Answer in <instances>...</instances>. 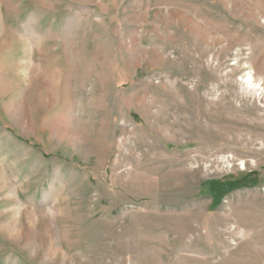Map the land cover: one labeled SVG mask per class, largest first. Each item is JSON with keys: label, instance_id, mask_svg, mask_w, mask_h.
<instances>
[{"label": "rangeland", "instance_id": "rangeland-1", "mask_svg": "<svg viewBox=\"0 0 264 264\" xmlns=\"http://www.w3.org/2000/svg\"><path fill=\"white\" fill-rule=\"evenodd\" d=\"M0 264H264V0H0Z\"/></svg>", "mask_w": 264, "mask_h": 264}, {"label": "trees", "instance_id": "trees-1", "mask_svg": "<svg viewBox=\"0 0 264 264\" xmlns=\"http://www.w3.org/2000/svg\"><path fill=\"white\" fill-rule=\"evenodd\" d=\"M234 186L233 185H214L212 186V191H213V197L215 200V203H219L223 193H228L233 191Z\"/></svg>", "mask_w": 264, "mask_h": 264}]
</instances>
